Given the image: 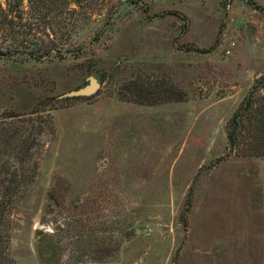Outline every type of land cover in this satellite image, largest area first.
Wrapping results in <instances>:
<instances>
[{"label":"rangeland","instance_id":"1","mask_svg":"<svg viewBox=\"0 0 264 264\" xmlns=\"http://www.w3.org/2000/svg\"><path fill=\"white\" fill-rule=\"evenodd\" d=\"M105 3L80 58L0 60L28 128L0 154L23 178L8 204L0 185V264H264V157L226 137L264 76V0Z\"/></svg>","mask_w":264,"mask_h":264},{"label":"trees","instance_id":"2","mask_svg":"<svg viewBox=\"0 0 264 264\" xmlns=\"http://www.w3.org/2000/svg\"><path fill=\"white\" fill-rule=\"evenodd\" d=\"M105 8V0H0V60L80 58L87 48L86 41L79 39L80 33L85 30L94 32L90 41L96 42L111 25L110 17L106 16L93 29L95 17ZM263 88L264 76H260L229 118L226 137L230 151L242 146L250 155L264 157V105L261 103L264 95L260 93ZM22 115L13 110L0 111V154L16 141L17 134L28 129L24 125H15ZM40 123L29 125V134L18 143L23 149L20 152H29L37 144V135L45 131V125ZM9 132L11 135L7 136ZM9 167L8 162L1 161L0 157V185L4 187L7 204L23 180L16 169ZM15 183L16 186L12 187ZM7 204L0 205L1 215Z\"/></svg>","mask_w":264,"mask_h":264},{"label":"water","instance_id":"3","mask_svg":"<svg viewBox=\"0 0 264 264\" xmlns=\"http://www.w3.org/2000/svg\"><path fill=\"white\" fill-rule=\"evenodd\" d=\"M99 86H100V81L97 78L90 76L86 84L78 88L70 89L69 91L61 93L59 97L66 98V97L88 96L95 93L99 88ZM146 231L147 229L143 228L141 230H138L137 232L144 233Z\"/></svg>","mask_w":264,"mask_h":264}]
</instances>
